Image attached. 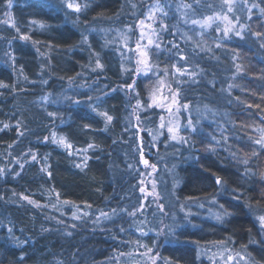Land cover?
I'll return each mask as SVG.
<instances>
[{
	"label": "trees",
	"instance_id": "trees-1",
	"mask_svg": "<svg viewBox=\"0 0 264 264\" xmlns=\"http://www.w3.org/2000/svg\"><path fill=\"white\" fill-rule=\"evenodd\" d=\"M75 1L81 5L80 12L60 0H12L11 9L6 8V0H0V20L8 19L4 15L8 11L10 23L20 29L17 33L15 28L0 24V36L4 37L0 39V81L9 85L0 89V128L9 124L8 129L0 131V168L5 169L0 175V264H18L22 254L24 264H112L111 258L129 252L139 238L137 233L132 235L134 226L127 212L122 215V209L132 211L140 203L136 172L140 155L151 160L150 155L155 154L158 162L167 159L162 144L156 152L147 143H138L136 128L133 133L127 131L132 93L126 89L112 91L129 83L118 59L104 52L100 56L103 69L95 73L88 70L90 60L98 55L91 49L98 50L95 32L114 25L120 12L126 10V0ZM258 4L264 8V0ZM250 17V32L264 33L260 8L253 10ZM20 34L31 39L20 40ZM83 35L89 37V48L81 43ZM258 40V45L234 41L228 46L226 50L236 57L234 62L184 47L179 38L173 44L179 46L184 60L179 59L177 49L167 40L161 51L152 53L153 65L168 75L175 74L173 65L180 66L178 62H187V68L189 64L201 68L200 81L183 87L182 102L206 105L226 116L215 125L205 124L203 133L190 135L187 147L169 148L179 156L174 159L179 163L177 200L206 206L215 199L218 207L224 204L232 213L223 221L201 220L196 227L177 232L176 243L160 251L162 259L174 264L203 263L199 248L221 242L245 251L253 264H264V231L256 219L264 214V150L253 143L264 128V37ZM6 53L14 55V66ZM137 88L144 98L143 81L137 83ZM105 91L108 95H104ZM64 95L85 103L73 105L63 100ZM88 95L93 100L99 96L102 110L113 116L108 131H103L104 121L86 107ZM48 112L57 113L56 118L49 117ZM149 115L142 114V120L147 122ZM153 115L154 112L152 119L156 121ZM84 124L91 127L84 129ZM53 131L76 147H86L87 143L98 146L87 153L91 158L83 170L75 167L82 156L68 155V150L51 142ZM45 136L48 142H44ZM29 150L37 155V161L29 158L20 169L16 159L23 161V153ZM254 150L257 155L252 154ZM244 160L249 163L245 165ZM130 163L135 164L134 169ZM46 165L51 177L41 170ZM245 169L249 171L245 173ZM215 176L224 181L222 188L215 184ZM232 189L242 193L243 198L232 200ZM21 194L35 203L20 199ZM65 200L69 203L64 204ZM87 204L92 207L87 208ZM100 210L108 212L112 219L101 217L94 222ZM75 211H87L89 215L80 214L81 218L74 220ZM145 212L141 211L138 219L142 220L134 223L142 230L152 228L145 223L152 214ZM73 224L76 227H70ZM7 226H14L15 237L25 241L22 247L8 239ZM148 239L151 245L153 238ZM125 241L131 243L125 245Z\"/></svg>",
	"mask_w": 264,
	"mask_h": 264
},
{
	"label": "rangeland",
	"instance_id": "rangeland-1",
	"mask_svg": "<svg viewBox=\"0 0 264 264\" xmlns=\"http://www.w3.org/2000/svg\"><path fill=\"white\" fill-rule=\"evenodd\" d=\"M261 0H248V6L252 3H257ZM66 3H78L73 0H66ZM159 4L162 11L155 10V5ZM126 10L120 12L118 19L114 25H109L104 29H100L97 32L98 40V50L91 49L93 52L96 51V56H93L94 60H90V67L88 68L90 73H95L91 71L92 67H95V60L100 59V56L104 52H111L114 58L118 59L122 72L124 74L125 81H129V84L133 80L137 83L141 80L145 84V93L146 95L142 98L138 88L136 87V92L132 93V106L127 115V131L133 133L134 129L137 130L138 143H147V147L152 148L156 152L158 151L159 144H162V149L165 152L163 155L167 159L162 162H158L155 159L156 155L151 154L152 158L149 160V164H155L156 170L152 171L151 168H146L142 162L140 155V166L137 169V174L139 175V189L141 187L145 188V193H141L138 189V195H140V203L135 206L133 210H136L135 216H129L127 219H130V225L134 227L130 230L132 235L138 234L139 238L135 242V245H131L129 252L121 253L116 258H111L110 263L120 264V261H123L122 264H153L150 257L155 256V264H174L167 259H162L160 256V251L165 246H172L176 243L177 232L186 227H196L201 220H210L214 222L217 221L213 213L222 211L217 204L209 202L206 206L196 202H185L180 203L175 195V191L179 186L177 180V166L179 163L174 161L175 158H179L176 153L169 151V148L172 147L176 150L181 147H187L189 144V136L194 133H203L205 131L204 125H215L216 122L224 120V117L221 112L217 109H211L209 106L202 105L194 106L189 103L182 102L181 95L183 87L188 86L189 84H195L200 81L203 77V71L199 67H194L189 64L187 68V62L179 63L180 67L186 69L184 75H180L174 70L170 75H165L164 71L158 70L155 65L152 63V53L161 51L165 40L169 41V44H173L175 39L179 38L183 41L184 47H192L193 50L196 49L202 54H214L218 55L223 61L226 59L236 60V57H232L231 54L226 50L234 41L240 42H252V45H258V37L250 32L249 26L247 24L249 16L253 10L258 8H253L249 13L247 8L248 6L244 5L243 0H235L233 5V13H227L229 18L239 17L240 23L245 25V29L242 33L244 39L230 33L227 38L222 37V32L217 33L215 31L216 24L209 29H201L198 25L191 24L192 19H204L206 16L215 15L220 13L223 15L227 12V6L222 4V0H143L135 2L134 0L125 1ZM185 5H190L186 7ZM211 5V7H209ZM152 12V18L149 19V12ZM166 13V14H165ZM143 19L145 25H139V20ZM187 21V22H186ZM221 28L224 27V24L220 21ZM151 25V27H147ZM161 25H166V28L161 27ZM236 28L239 29V24L236 25ZM153 29L156 30V34L153 35ZM143 31L146 33L144 39L140 41L141 46L147 44V40L151 37L154 41L153 45L148 46L147 50L149 53V63L153 66V71L148 76L143 74H137L134 69L136 67H142V65H137L136 60L140 59L138 51H130L129 49L136 48V42L140 36V32ZM169 34V37L165 38ZM127 36L128 39L125 42L124 36ZM171 37V39H170ZM89 38V37H88ZM160 43V48L155 47V43ZM127 43L128 47L125 46ZM216 43H220L221 47L217 48ZM175 44V43H174ZM88 48L91 45L83 44ZM216 47V48H215ZM203 49V50H201ZM100 52V53H99ZM131 58V59H130ZM220 59V61H221ZM102 63V60H100ZM103 65V64H102ZM231 66V65H230ZM98 71V69H97ZM131 79V80H130ZM162 79L164 81L163 86L158 83V80ZM125 83V82H124ZM169 89L173 93H178L177 104H172L169 96ZM103 91V90H100ZM136 93L139 95L137 96ZM183 93V94H182ZM155 96L157 100H164L166 104H169L172 108V111L169 112L167 109L159 108H146L142 107L137 109L135 114H133V107L136 104V99L141 100L142 105L146 103H151L150 97ZM166 98V99H165ZM49 103L48 99L45 100ZM188 104V108L184 109L182 105ZM180 108V111L177 112L176 109ZM156 116L155 120L152 119V113ZM146 116L148 121H143L141 115ZM153 115V116H154ZM139 116V120H137ZM164 117L165 128L161 129V119ZM191 118L192 126L195 127L196 131H191V128L188 127V120ZM171 126L174 130L179 126L178 135L183 136L187 143L184 141H176L170 138L171 134L167 132V127ZM147 129H146V128ZM145 132L149 137L145 136ZM158 133H160L158 135ZM135 137V135H133ZM155 137V139H154ZM142 147V145H140ZM165 147V148H164ZM143 156V155H142ZM144 159H147V156H143ZM129 159V156H127ZM133 167L135 164L130 163ZM177 165V166H176ZM134 169V167H133ZM147 173H151L148 175ZM143 181V184L141 183ZM153 183L155 184V190L153 191ZM132 210V211H133ZM141 211H147L151 215V218H146V224H151L148 230L140 229L141 226H136L134 223L138 219V215H141ZM76 212V211H75ZM80 216L82 213L76 212ZM125 212L122 215L125 216ZM146 214V212H145ZM144 214V215H145ZM143 215V217H144ZM120 216V217H124ZM87 217V216H84ZM142 217V216H141ZM147 217V216H145ZM144 217V218H145ZM142 220V218L138 219ZM151 222H150V221ZM138 222V223H142ZM144 224V223H142ZM139 227V228H138ZM147 233L142 235L141 232ZM148 237H152L151 245H149ZM141 238V239H140ZM135 239V238H134ZM148 242V243H147ZM131 242L125 241V245H129ZM227 248V251L225 250ZM148 249H151V252H148ZM199 260H203V263L200 264H237V260H228L226 257L229 255L236 256V253L239 252L241 255L246 257L247 264H253L250 258L247 256L245 251L235 250L225 243L222 244H213L209 246H204L199 248ZM126 257L127 260H123ZM239 264H246L245 261H239Z\"/></svg>",
	"mask_w": 264,
	"mask_h": 264
},
{
	"label": "snow or ice",
	"instance_id": "snow-or-ice-1",
	"mask_svg": "<svg viewBox=\"0 0 264 264\" xmlns=\"http://www.w3.org/2000/svg\"><path fill=\"white\" fill-rule=\"evenodd\" d=\"M60 2L61 3H65L66 0H60ZM234 3H235V0H222V4L227 6V12L226 13H224L223 15H221L220 13H216L215 15L206 16L204 19H192L191 20V24L198 25L199 28L205 29V30L211 28L213 26V24H216L215 31L217 33H221L222 32V34H223L221 39L227 38L230 33H234V35L240 37L241 39H244V36L242 35V33H243L244 29H245V25L240 23V19H239L238 16H236L234 18H229V16L227 15V13H233V11H234V8H233ZM243 3H244V5L248 6V0H243ZM12 6H13L12 0H6V8L7 9H11ZM84 6L87 7L88 5L85 4ZM185 6L189 7L190 5H185ZM66 7H68L69 9H73L76 12H80L81 11V5L78 4V3H76V4H74V3H66ZM209 7H211V5H209ZM253 8H260L261 14H264V8H261L260 5L257 4V3H252L250 6H248V8H247L248 12L250 13ZM155 10L162 11V9L160 8L159 4L155 5ZM4 15H5V17H8V19L0 20V24H5V25H8L9 27H13V28H15L17 33H20L19 26H17L15 23H10L11 13L8 12V11H5ZM148 18L149 19L152 18V12L151 11L149 12ZM250 18L251 17L249 16V19ZM217 21H220L221 23H223L224 27L221 28L220 23H217ZM33 23H35V21H33ZM237 24H239V29L236 28ZM139 25L144 26L145 25V21L143 19L139 20ZM40 26L44 27L43 24H41ZM147 27H151V25H147ZM161 27L166 28L167 26L166 25H161ZM155 34H156V30L153 29V35H155ZM145 35H146V33L141 31L140 32V36H139V38H138V40L136 42V48L135 49H129V50L130 51H138V55H139L140 59L136 60V64L138 66L142 65V67H136L134 69V71L137 74H143L145 76H148L150 73H152L153 66L149 63V58H148L149 57V53L145 49H147L148 46L153 45L154 41H153V39L151 37H149L148 40H147V44L142 47L140 41L142 39H144ZM255 35L257 37H264V33H260V32L255 33ZM18 38L20 40H24V41H28V40L31 39L30 36L27 35V34H20ZM0 39H4V37L0 36ZM88 39L89 38H88L87 35H83L81 43L82 44H87L88 43ZM127 39H128V37L125 35L124 36L125 42L127 41ZM125 46L128 47L127 43H125ZM155 47L157 49L160 48V43H158V42L155 43ZM172 47L177 49V55H179V59L180 60H184L185 57H184V55L180 54L179 46L176 45V44H172ZM216 47L220 48L221 44L220 43H216ZM261 47H264V43H261ZM201 50H203V49H201ZM37 51H39V49H37ZM6 55H8L9 58L13 61V66H14V61H15L14 55H12L11 53H6ZM41 55H43V53H41ZM173 67L175 68V71L177 73H179L180 75H184L185 74L186 69H183L182 67L176 66V65H173ZM237 68L239 69V65H237ZM97 69H101V70L103 69V65H102V63H101L99 58H97L95 60V67H92L91 71L92 72H96ZM164 74L168 75L167 72H165ZM25 80H27V77H25ZM43 83L46 84L47 80H44ZM158 83L161 86H163L164 81L162 79H159ZM81 87H83V85H81ZM136 87H137L136 86V81L133 80L132 83H130V84L129 83L121 84V85H119V88H113L112 91L115 92V91H117L119 89H126L127 91L135 93L136 92ZM229 87H231V85H229ZM3 88H9V85L4 83L3 81H0V89H3ZM105 88H107V85L105 86ZM104 95H108V92L105 91ZM136 95L138 96L139 94L136 93ZM169 96H170V100H171L172 104H177L178 103V100H177L178 93H173L172 90L169 89ZM43 99L47 100L48 97H44ZM86 99H87L86 107H88L92 113H94L96 116L100 117L104 121L103 131H108L109 125L113 122V116L111 114H109L107 111L102 110V107H101L102 101H101L100 97L97 96L96 99L93 100V97L91 95H88ZM63 100L70 101L73 105H81L82 103H85L84 101H82L80 99H76L73 96H68V95H64L63 96ZM150 100H151V103H146V105H142L141 104V100L139 98H137L136 99V104L133 107V114H135L137 109H140L142 107L159 108V109H162V110L163 109H167V111H169V112L172 111L171 106L169 104H166L163 99L162 100H157L156 97L153 95V96L150 97ZM182 107L184 109H187L189 106H188V104H184V105H182ZM248 107H252V105H248ZM176 111L179 112L180 108L178 107L176 109ZM48 116L52 117L53 119H55L56 116H57V113L48 112ZM136 118H137V120H139V116H137ZM160 119H161L160 128L163 129V128L166 127V125L163 122L164 121V117L161 116ZM17 127L19 128V124L17 125ZM83 127H84V129H89L91 126L89 124H84ZM188 127L191 128V131H193V132L196 131L195 127L192 126L191 118H189V120H188ZM8 128H9V124L4 123L3 127L0 128V131H3L4 129H8ZM178 131H179V126H177V128L175 130L171 126L167 127V132L169 134H171L170 138L172 140H176L178 142L179 141H184L185 143H187V140L183 136H179L177 134ZM254 131H255V129H254ZM259 131H260V136H259V138L253 139V143L258 145L261 150H264V128L260 129ZM159 134L160 133H158V135ZM18 135H23V133L22 132H18ZM154 139H155V137H154ZM43 140H44V142H48L49 137L45 136L43 138ZM51 142L54 143V144H57L58 146H62L64 149L68 150V155L75 154L77 156H82L81 162L75 164V167L81 168L82 170H83V167L87 166V161L91 158L89 155H87L89 150L90 149L94 150L96 147H98L97 145H95L93 143H87L86 147H76L72 142L69 141V139L67 137H65L64 135H59L58 136V134L55 131H53L51 133ZM11 146L12 145H9V147H11ZM252 154L253 155H257L258 153L254 150ZM233 155H235V153H233ZM23 157H24L23 161H21L20 158L16 159V163L19 165L20 169H23L25 167V164L28 162L29 158H30L31 161H37V155L35 153L31 152V150H29L26 153H23ZM141 159H142V162H143V164H144V166L146 168H151L152 171L156 170V165L155 164H149V160L148 159H144L143 156H141ZM243 163L245 165H247L249 163V161L248 160H244ZM129 167H131V165H129ZM41 170L44 171V172H47L48 176L51 177V172L48 171V166L47 165L44 168H42ZM248 171H249L248 169H245V173H247ZM4 172H5V169L4 168H0V175L4 174ZM147 174L151 175V173H147ZM16 175H19V173L17 172ZM141 183L143 184V181H141ZM215 184L218 185V186H221V188H222L223 184H224V181L222 180V178L220 176H215ZM154 190H155V184L153 183V191ZM139 191L141 193H145L146 190H145L144 187H141L139 189ZM57 196H59V194H57ZM242 198H243V194L242 193L237 194L236 189H232V195H231V199L232 200L239 201ZM20 199L28 200V203H30V204H34L35 203L33 200L29 199V197H27L25 195H22V194L20 196ZM63 203L64 204H68L69 201L65 200V201H63ZM212 203L213 204L216 203L215 199L212 200ZM36 206L39 207L40 205L37 204ZM86 207L87 208H91L92 206L90 204H87ZM219 208L222 211H218V212L213 213V215H214V217H215V219L217 221H223L225 217L230 216L232 214L227 208H225L224 204H220ZM77 211H79L78 206H77ZM112 211H113V213H115L116 209H113ZM122 211L127 212L129 216H135V214H136V210L128 211L127 209H122ZM88 215H89V213L87 211L82 212V216H88ZM101 217H103V218H105L107 220L112 219V216L108 212L100 210V215L96 217V221H94V222H98ZM72 218L74 220H77V219H80L81 216H78L76 214V212H73ZM256 219L258 220V223H259V226H260L261 230L264 231V214L258 215L256 217ZM70 227L74 228V227H76V225L73 224V225H70ZM123 230L124 229L122 228L121 231H123ZM6 231L8 233V239L13 240V242L17 246H20V247L23 246L25 241H22L18 237H15L14 226H7ZM45 231H48V229H45ZM141 234L142 235H146L147 233L142 231ZM67 235L71 236L72 233L68 232ZM229 239H231V238H229ZM252 242H254V241H250V243H252ZM221 243H224V242H221ZM242 247H246V246H242ZM225 250L227 251V248ZM148 252H151V249H148ZM237 257H238V260H237ZM150 258L152 259L153 264H155L156 257L152 256ZM228 260H237V264H239V261H245L246 264H247L246 257L241 255L239 252L236 253V256H232V255L227 256L226 257V261H228ZM24 261H25V255L22 254L19 257L18 264H24Z\"/></svg>",
	"mask_w": 264,
	"mask_h": 264
}]
</instances>
